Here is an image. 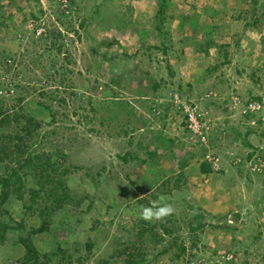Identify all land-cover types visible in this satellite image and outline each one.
<instances>
[{
	"label": "rangeland",
	"instance_id": "rangeland-1",
	"mask_svg": "<svg viewBox=\"0 0 264 264\" xmlns=\"http://www.w3.org/2000/svg\"><path fill=\"white\" fill-rule=\"evenodd\" d=\"M34 152L0 264H264V0H0V182Z\"/></svg>",
	"mask_w": 264,
	"mask_h": 264
},
{
	"label": "trees",
	"instance_id": "trees-1",
	"mask_svg": "<svg viewBox=\"0 0 264 264\" xmlns=\"http://www.w3.org/2000/svg\"><path fill=\"white\" fill-rule=\"evenodd\" d=\"M15 117H22L21 114H17ZM28 119L27 121H32L36 127H39L38 123L34 121L33 118L27 116ZM27 125V124H26ZM27 149L22 151L21 154L24 155L26 154ZM22 157V156H21ZM15 166V168H14ZM14 166L9 168L8 174L2 178L1 180V185L3 188V192L1 194L2 198L6 197V189H10L12 185V179L11 176L15 177L16 179L19 177V172L20 171H29L32 168L39 169L40 174L38 178V183H39V190H30L32 193V199L33 201H36V198L39 197L41 193H44L47 191V195L53 199L54 202L60 201L61 196H58L59 193H61L64 189V183L61 180L54 181L53 178H51L52 174H59L60 169L57 168L56 164L51 162V159L49 157H44L42 155H37L35 152L31 154L28 157H25L23 161H15ZM206 167V166H205ZM209 168H205L203 173H208ZM49 170H51V173H49ZM65 171L62 170L61 175L64 174ZM14 182V181H13ZM65 191V190H64ZM24 249H25V255L24 259L26 262L32 260H37L38 253L35 249V247L31 243H26L24 244Z\"/></svg>",
	"mask_w": 264,
	"mask_h": 264
},
{
	"label": "clouds",
	"instance_id": "clouds-1",
	"mask_svg": "<svg viewBox=\"0 0 264 264\" xmlns=\"http://www.w3.org/2000/svg\"><path fill=\"white\" fill-rule=\"evenodd\" d=\"M173 211L170 205L143 207L141 210V216L144 219L161 218L170 214Z\"/></svg>",
	"mask_w": 264,
	"mask_h": 264
},
{
	"label": "built area",
	"instance_id": "built-area-1",
	"mask_svg": "<svg viewBox=\"0 0 264 264\" xmlns=\"http://www.w3.org/2000/svg\"><path fill=\"white\" fill-rule=\"evenodd\" d=\"M249 108L254 109V108H255V105H254V104H250L249 107H248V109H249ZM191 118H192V115H190V121L194 122V120H193V119L191 120ZM196 126H197V125L194 123V128H195Z\"/></svg>",
	"mask_w": 264,
	"mask_h": 264
}]
</instances>
